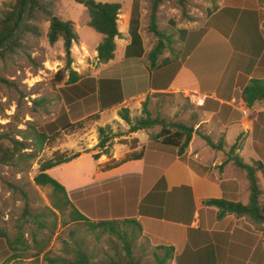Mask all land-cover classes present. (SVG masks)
<instances>
[{
  "label": "rangeland",
  "instance_id": "1",
  "mask_svg": "<svg viewBox=\"0 0 264 264\" xmlns=\"http://www.w3.org/2000/svg\"><path fill=\"white\" fill-rule=\"evenodd\" d=\"M96 1L119 3L121 10L118 28L119 31L127 30L122 28L124 14L130 8L132 0ZM13 2L14 0H0V18ZM144 2L141 33L146 47L151 48L157 39L148 30L150 0ZM219 7V0H185L184 6L177 0H165L157 10V24L160 30L172 35V43L167 44L163 55H171L177 48V26L204 20L207 11H214ZM52 11L62 20L73 21L78 34V40L71 47V67L84 76L103 77L106 70L96 58V45L101 41L102 35L87 25L88 14L85 7L74 0H55ZM29 22L32 32L22 35L14 50L0 56V146H11L12 139L23 140L27 146L22 151L24 153L21 159L0 163V264H54L60 259L72 261L78 250L88 255L92 264H160L158 258L164 256L166 249L157 247V241L142 235L137 227L125 222L119 223L117 236L108 231L93 230L86 221H73L68 212L70 208L62 214L52 207V189L37 185L34 177L39 172L41 163L55 153H79L81 156L54 167L48 173L68 190L97 181L102 173L92 154L102 152L98 146L100 126H105L106 135L114 136L111 155L102 154L98 159L99 162L101 159L108 162L120 153L122 144L133 147L137 142L135 138L126 137L130 133L129 125L119 117L120 108H127L134 122L141 117L142 102L146 98L150 117L163 119L164 124L174 130L175 124L184 123L181 109L188 105L187 100L182 95L172 93L162 96L147 95L114 106L100 115L98 120L85 119L81 129L62 131L59 129L62 124L73 122L79 117L83 119L91 107L87 109L82 105V108L68 112L60 89L63 80L60 83L57 80V72L64 71L66 61L62 40L49 43L46 36L49 22L39 13ZM247 24H251V19ZM259 25L261 27V22ZM209 28L218 29L214 26ZM263 29V26L261 29L258 26L248 32L245 25L236 28L232 33L236 42L231 40L234 49H247L249 43L264 36ZM223 33L231 38L229 32ZM122 35L123 32L120 33V38ZM175 35L176 38L173 37ZM254 47H259V44ZM260 48L261 46L258 49ZM116 49L119 58L120 40ZM219 49L223 50V46H218L216 42L210 43L208 50L211 51L207 53L210 57L206 64V72L210 75L220 73L222 54L228 57L225 51L217 56ZM136 59L117 62L108 74L112 75L108 78L117 77L121 86L123 81L126 91L130 89L131 93H140L146 87L147 72L142 65L148 64L149 60L146 54L142 61ZM259 64L264 65V60L260 59ZM252 75L254 76V71ZM263 75L258 72V77ZM166 79L167 75L157 85H165ZM131 81L133 82L130 83ZM122 95L124 97L123 87ZM160 126L161 124H157L154 129H159ZM54 130L59 133L51 142L38 144L33 137L35 133L51 134ZM244 161L249 162L247 155L244 156ZM107 190L112 195L111 189ZM248 195L249 192L247 200ZM246 197L242 199L244 203L247 202ZM81 199L84 200L83 203H87L84 209L90 221L109 219L113 215L125 217L123 211L126 207L124 203H118L117 198L102 201L96 197L92 200V197L81 194ZM126 240L130 244L131 260L127 255ZM164 264H174V261L169 258Z\"/></svg>",
  "mask_w": 264,
  "mask_h": 264
},
{
  "label": "crops",
  "instance_id": "2",
  "mask_svg": "<svg viewBox=\"0 0 264 264\" xmlns=\"http://www.w3.org/2000/svg\"><path fill=\"white\" fill-rule=\"evenodd\" d=\"M143 3H145L144 0L140 5L139 33L146 54L150 48L146 47L141 33ZM219 3L220 7L210 16L222 7L223 0H219ZM130 11L131 5L124 14L125 21L122 28L127 30H120V33L123 32L122 38L119 36L115 39L116 47L118 40L121 43L119 58L115 49L114 58L103 64L106 70L103 77H112L108 74L117 62L124 63L129 59L132 61L136 59V57H125L126 46L131 41L128 33ZM206 18L199 22L193 21L188 25L177 26L176 35L179 43L176 50L171 55H160V59L170 57L172 65L175 66L169 68L166 74L161 67L156 66L151 69L148 64H143V69L147 72L145 89L140 93H131L130 89L126 91L125 83L122 81L125 99L120 104L156 92L182 95L188 103L181 109L183 124L193 127L191 139L185 148L186 156L207 166L208 173H211L215 180L199 175L186 162L176 158L164 169L163 180L157 178L148 182L145 191L141 185L142 181L138 184H124V182L118 184L112 182V184L118 187L121 194L119 196L124 201L125 215L130 214L136 219L140 224L142 235L173 246L174 253L180 254L187 247L193 251L207 248L213 254L210 264H264V223H256L247 215L226 213L217 216V208L202 204L205 199L222 197L223 190L219 183L222 180H234L238 186L237 191L233 185L227 186L225 190L227 196L232 197L237 194L242 204L248 203L250 190L245 171L234 165L232 160L226 161L228 152L235 143L237 148L233 155L239 156L243 161L244 156L247 155L249 162L244 161L245 163L260 160L264 171V100L256 101L248 106L241 97L242 88L252 78L256 67H259L258 62L264 53V43L262 44L264 36H260L254 43H249L247 49L236 51L231 38L227 37L223 31L205 27ZM261 27L259 25L260 29ZM232 31L233 29L229 35ZM176 35L173 37L176 38ZM215 42L218 46H223V50L219 49L217 56L225 51L228 57L222 54L220 73L210 75L206 72L207 60L210 57L207 53L211 51L208 50L210 43ZM255 44L261 46L260 50L259 47H254ZM143 57L144 55L136 60L142 61ZM261 69L264 71V65ZM166 75L165 85H157ZM128 86L131 87L130 84ZM188 92L201 97V103L196 104L189 99ZM107 110L109 109L101 111L100 115ZM155 126L130 132L126 137L137 139L136 145L130 147L122 144L120 153L112 159L120 160L126 153L146 147L150 135L161 129V126L159 129H154ZM200 133L208 135L215 143L222 142L223 148H212ZM78 156L81 154L78 153L76 157ZM97 162L100 167L107 161L101 159ZM221 164L223 166L220 170L218 166ZM144 166L143 159L127 161L111 170L99 169L102 175L97 181L69 190L64 187L69 192L98 183L101 189L107 186L103 183L104 181L125 174L142 173ZM247 192H249L248 200ZM245 197L246 203L242 200ZM119 202L121 201L118 200Z\"/></svg>",
  "mask_w": 264,
  "mask_h": 264
},
{
  "label": "trees",
  "instance_id": "3",
  "mask_svg": "<svg viewBox=\"0 0 264 264\" xmlns=\"http://www.w3.org/2000/svg\"><path fill=\"white\" fill-rule=\"evenodd\" d=\"M75 2L82 4L88 14L87 25L91 27L97 33L102 35L101 41L96 46V58L99 63H107L114 58L116 49L115 39L120 36L118 28V18L121 10L119 3L113 2H100L96 0H74ZM142 0H132L130 18L128 24V33L131 37L130 43L126 46L125 57H142L145 55L143 42L139 33L140 29V5ZM165 0H150V14L148 30L157 39L154 45L146 53V57L149 60L148 66L153 69L154 67H161L165 73H168L169 68L175 66L172 65L170 57H163L160 59L163 50L167 44L172 43V35L168 32L160 30L157 24V10L159 6ZM214 1V0H213ZM27 0H14L13 4L7 9L3 16L0 18V44H2L13 32L17 29L21 17L23 15ZM181 5H185V0H177ZM55 0H32L27 19L23 25L20 34L4 49L0 50V56L15 49L18 45L19 39L27 32H32V26L30 19L39 13L48 22V30L46 33L49 43L54 44L59 39L62 40L63 49L65 53V67L64 71L57 72V80L59 83L63 80V86L60 87L64 100L68 107V112L72 113L85 105L89 110L85 117L81 119H75L73 122L67 121L62 124V131L72 132L83 127L85 119L98 120L100 118V112L106 109H110L121 102L124 97L122 95L121 81L118 78L108 77H92L84 76L76 72L72 67V55L71 47L74 42L78 40V34L74 28V23L71 20H62L56 16L52 8ZM264 0H223L222 7L213 15L210 16L213 11H207V18L204 25L206 27H216L220 31L229 33L233 29L234 34L236 28H240L245 25L248 32H251L254 27L258 28L259 22L264 27V11L262 5ZM259 7L261 9H259ZM215 11V10H214ZM260 17V19H259ZM251 19V24H247V21ZM259 19V20H258ZM227 29V30H226ZM264 32V29H263ZM231 34V40L234 41V36ZM167 41V42H166ZM264 60V53L260 58ZM178 64V61H176ZM260 65V64H259ZM262 72L261 67H257L254 70V76L248 81V83L242 88L241 97L243 101L251 106L256 101L264 100V75L258 77V72ZM65 73L66 79H65ZM167 94L166 92H156L151 95L162 96ZM141 117L136 118L133 122L129 115L127 108H120L118 115L128 125L129 131L133 132L138 129L151 128L154 125L161 124V129L155 134H151L146 147H143L139 151L128 152L120 160L111 159L105 164L99 167L102 171L111 170L124 162L131 160L143 159L145 166L142 173L125 174L122 176L114 177L113 179L104 181L107 186H103L101 189L99 184L86 185L83 188L67 191L63 184L57 179L53 178L48 171L63 163L69 162L74 159L78 154L65 155L55 153L51 158L44 160L39 168V172L34 177V182L42 187H50L53 191L52 207L64 214L67 208L69 209V215L73 221H86L91 229L108 231L114 235L119 236V223L135 226L141 232L140 224L130 214L122 217L121 215H113L114 217L109 219H98L90 221L85 213V207L87 203H83L81 194L92 197V200L98 197V200L105 201L106 199L118 198L122 203L121 195L118 191V187L114 186L112 182H124V184H133L141 182L143 190L145 191L146 184L152 182L157 178L163 180V171L170 165L176 158L186 162L195 172L199 175L207 176L211 180H215V177L208 173V167L203 166L191 159H188L185 153L192 133L188 130V126L182 124L183 127H174L171 130L164 124L163 119L151 118L150 112L147 107V99L142 102ZM105 126H100L99 142L98 146L102 150L101 153H95L92 157L98 160L100 156L111 155L112 141L114 136H108L105 134ZM59 131L54 130L51 134L45 132H38L33 135L35 141L38 144L53 141ZM201 137L206 143L214 149H222V142H213L212 139L206 135L200 133ZM27 146L23 140H11V146H0V163H7L13 161L15 158L21 159L22 152ZM237 148L236 143L231 146L226 161L232 160L234 165L245 171L246 177L249 182V200L247 204H242L238 200L237 194L232 197L227 196L225 190L227 186L233 185L237 191V183L234 180H222L220 186L223 190L221 198L205 199L202 204L205 206H211L217 208V216H222L226 213H233L235 215H247L251 220L256 223H264V171L263 164L260 160L252 161L251 163H245L239 156L233 155L234 150ZM224 164V163H223ZM223 164L219 165L221 170ZM111 182V184H109ZM109 184V185H108ZM108 188L111 189L110 193ZM92 193V194H91ZM130 193V192H129ZM73 195V197L71 196ZM25 197V194L23 193ZM94 197V198H93ZM130 197V194H129ZM125 212V210L123 211ZM124 236V235H123ZM125 239V238H124ZM153 239V238H151ZM157 247L164 248L165 254L159 259L160 264H164L169 258L174 261V264H210L212 261V251L207 248H199L196 251L187 247L182 253H174V248L171 245L165 244L157 239ZM126 250L129 260H131L130 244L126 240ZM52 261V260H51ZM54 264H92L88 255L81 250L76 252V256L72 261L57 260Z\"/></svg>",
  "mask_w": 264,
  "mask_h": 264
},
{
  "label": "water",
  "instance_id": "4",
  "mask_svg": "<svg viewBox=\"0 0 264 264\" xmlns=\"http://www.w3.org/2000/svg\"><path fill=\"white\" fill-rule=\"evenodd\" d=\"M31 1L32 0H27L26 2V5H25V9H24V12H23V15L21 17V20L19 22V25L17 27V29L13 32V34L11 36H9V38H7L2 44H0V50L6 48L21 32L22 28H23V25L27 19V16H28V11H29V7H30V4H31ZM175 126L177 128H181L183 127L182 124H175ZM188 130L190 132H193V127H188Z\"/></svg>",
  "mask_w": 264,
  "mask_h": 264
},
{
  "label": "built area",
  "instance_id": "5",
  "mask_svg": "<svg viewBox=\"0 0 264 264\" xmlns=\"http://www.w3.org/2000/svg\"><path fill=\"white\" fill-rule=\"evenodd\" d=\"M187 96L189 99H191L194 103L200 104L201 103V97H198L197 95L193 94L192 92H188Z\"/></svg>",
  "mask_w": 264,
  "mask_h": 264
}]
</instances>
